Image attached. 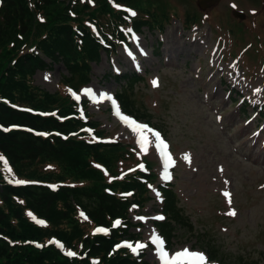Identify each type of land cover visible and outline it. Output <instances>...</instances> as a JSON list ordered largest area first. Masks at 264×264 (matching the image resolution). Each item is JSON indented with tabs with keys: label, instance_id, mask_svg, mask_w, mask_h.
Masks as SVG:
<instances>
[{
	"label": "trees",
	"instance_id": "trees-1",
	"mask_svg": "<svg viewBox=\"0 0 264 264\" xmlns=\"http://www.w3.org/2000/svg\"><path fill=\"white\" fill-rule=\"evenodd\" d=\"M0 1V264H152L144 253L114 246L140 237L131 231L130 210L151 200L148 183L158 176L124 173L139 162L130 146L94 141L92 132L104 139L105 130L90 119L87 101L74 102L66 86L89 83L93 64L128 41L129 28L163 31L169 6L160 0ZM196 21V14H187V23ZM57 64L68 72L61 82L64 94L50 93L34 80L37 71ZM118 98L133 114L123 90ZM135 115L144 119L146 114ZM17 180L27 184L11 183ZM159 190L167 222L156 226L171 244L177 228L188 224L174 189ZM129 192L130 197L123 195ZM116 218L122 219L119 226L113 225ZM97 226L110 233H94ZM218 256L211 249V257L221 260Z\"/></svg>",
	"mask_w": 264,
	"mask_h": 264
},
{
	"label": "rangeland",
	"instance_id": "rangeland-1",
	"mask_svg": "<svg viewBox=\"0 0 264 264\" xmlns=\"http://www.w3.org/2000/svg\"><path fill=\"white\" fill-rule=\"evenodd\" d=\"M160 1L172 15L165 31L145 28L129 51L121 45L112 56L103 53L80 99L90 100V119L101 124L107 141L126 144L134 155L138 151L139 160L151 163L159 174L155 187L167 181L151 136L118 119L104 95L123 90L133 114H146L138 121L171 140L177 164L169 182L188 225L175 231L169 260L187 249L204 255L205 264H264V114L259 115L264 108V0H220L204 10L198 0ZM232 6L246 14L245 21L233 18ZM188 13L197 21L187 23ZM115 72H122L121 79L109 78ZM134 72L141 78L125 79ZM66 76L64 65L57 64L34 79L41 88L64 94ZM155 187L144 210L131 213L134 224H141L132 232L148 245L146 259L164 264L150 247L157 232L153 218L163 201ZM232 211L235 216L228 214ZM211 249L219 251L220 262L208 260L203 250L210 255Z\"/></svg>",
	"mask_w": 264,
	"mask_h": 264
},
{
	"label": "snow or ice",
	"instance_id": "snow-or-ice-1",
	"mask_svg": "<svg viewBox=\"0 0 264 264\" xmlns=\"http://www.w3.org/2000/svg\"><path fill=\"white\" fill-rule=\"evenodd\" d=\"M132 16H135L136 13L135 12H132L131 13ZM47 79V77H45ZM155 83V81H154ZM105 99L107 100H112V97L111 96H106L104 97ZM113 103H115L113 101ZM117 113L119 114V109L117 110ZM135 123V122H133ZM137 128L140 129L141 131H143V128L144 126L143 125H137ZM155 135V141H156V144L157 146H163V148L166 150L167 149V145L166 144H163V141L161 140V137H160V133L159 132H156L154 133ZM147 142V141H145ZM2 159V158H0ZM169 159H171V157H169ZM185 159H189V157H185ZM9 171H11L9 169ZM17 184H22L24 183V181H20V180H17L16 181ZM229 193H225V196H228ZM231 203V201H229ZM229 215L231 216H235L236 215V212L235 211H232V212H229L228 213ZM160 219H164L163 217H161ZM37 223H43V221H37ZM117 224H119V221H117ZM97 232H101V231H104L103 229H97L96 230ZM143 245H138L137 248H142ZM137 248H133V251H136ZM67 255L69 256H74L75 253L74 252H68ZM168 257V253L167 252H161V259L164 261V264H178V262L181 260L182 257L184 258H187L183 264H205V257L204 255L202 254H198V253H190L187 249H185L184 251L182 252H178L176 253L175 257L171 260L167 259Z\"/></svg>",
	"mask_w": 264,
	"mask_h": 264
},
{
	"label": "water",
	"instance_id": "water-1",
	"mask_svg": "<svg viewBox=\"0 0 264 264\" xmlns=\"http://www.w3.org/2000/svg\"><path fill=\"white\" fill-rule=\"evenodd\" d=\"M218 0H202L200 1V5L202 8H206L207 7V3L209 4H215ZM234 15L237 17V18H240V19H244L245 16L243 13L241 12H235Z\"/></svg>",
	"mask_w": 264,
	"mask_h": 264
},
{
	"label": "bare ground",
	"instance_id": "bare-ground-1",
	"mask_svg": "<svg viewBox=\"0 0 264 264\" xmlns=\"http://www.w3.org/2000/svg\"><path fill=\"white\" fill-rule=\"evenodd\" d=\"M150 130H148V132H145L144 134L148 137V136H150ZM160 249H161V245L160 246H158V252L160 251Z\"/></svg>",
	"mask_w": 264,
	"mask_h": 264
}]
</instances>
